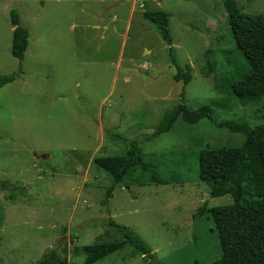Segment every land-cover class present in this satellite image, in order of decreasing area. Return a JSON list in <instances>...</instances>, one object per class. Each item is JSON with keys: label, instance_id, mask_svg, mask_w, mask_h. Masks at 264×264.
<instances>
[{"label": "rangeland", "instance_id": "rangeland-1", "mask_svg": "<svg viewBox=\"0 0 264 264\" xmlns=\"http://www.w3.org/2000/svg\"><path fill=\"white\" fill-rule=\"evenodd\" d=\"M224 1L0 0V75L19 67L11 55L12 10L28 31L22 75L0 88V264H32L49 251L82 264L83 247L122 241L109 219L147 244L155 260L124 245L94 264L220 259L209 210L232 199L210 197L198 180V154L242 145L243 135L221 122L264 124V97L243 102L218 84L247 70ZM234 2L244 14H264V0ZM146 10L169 15L176 64L190 67L185 87L172 79L177 70L143 19ZM182 99L194 110L210 104L212 119L177 121L146 140ZM134 142L141 164L102 204L112 177L93 159L123 156ZM152 170L163 185L151 180Z\"/></svg>", "mask_w": 264, "mask_h": 264}, {"label": "trees", "instance_id": "trees-1", "mask_svg": "<svg viewBox=\"0 0 264 264\" xmlns=\"http://www.w3.org/2000/svg\"><path fill=\"white\" fill-rule=\"evenodd\" d=\"M223 5L231 38L236 50L245 59L247 70L236 80L228 78L218 81V84L231 97L252 103L264 97V14H244L238 10L234 0H225ZM143 19L155 27L158 36L168 47L169 57L177 70L172 79L181 81L185 87L191 81L190 67L182 69L176 64L168 27L169 15L146 10ZM10 23L13 28L11 55L19 61V67L17 73L0 75V88L22 75L21 62L28 45V31L15 10L10 12ZM181 95L183 97V91ZM213 103L221 106L218 102ZM211 114L210 104L194 110L182 99L180 104L165 113L154 133L146 140L170 132L177 121L194 125L204 119L211 120ZM217 126L243 135L244 141L238 147H206L198 154V180L208 187L210 197L230 196L232 199L231 205L209 210L221 248L220 259L211 264H264V124L250 127L245 123L221 122ZM140 153V147L134 142L123 156L93 159V165L112 177V185L105 189L102 204H107L122 177L132 167L141 164ZM151 180L157 185L164 184L155 170L151 171ZM107 225L122 237V241L83 247L86 258L82 264H94L124 245H129L151 263L155 260L152 250L134 233L112 219L108 220ZM32 264L68 263L57 252L49 251Z\"/></svg>", "mask_w": 264, "mask_h": 264}]
</instances>
